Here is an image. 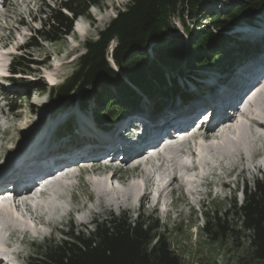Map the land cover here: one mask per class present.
<instances>
[{"label": "rangeland", "instance_id": "1", "mask_svg": "<svg viewBox=\"0 0 264 264\" xmlns=\"http://www.w3.org/2000/svg\"><path fill=\"white\" fill-rule=\"evenodd\" d=\"M33 1L6 0V5L2 9L0 6V69L3 71L2 74L9 72L7 84L0 82V91L2 90L4 94H9V98L0 104V167L5 166V169L12 167L9 161L16 163L15 158L34 146L37 149H48L47 152L50 153L54 145H61L63 148L69 144V146H72L71 143L76 142L91 145L95 140H111L116 135L112 131L116 124L112 122L115 120V113L108 117V112L107 116H104L106 110L103 111L108 106L107 97L109 95L107 94L110 91L113 94L119 93L114 87L106 88L94 85L79 93L71 91L69 96L59 101L57 99L62 96L60 87L77 69L79 59L86 54L87 41L98 39L100 32L105 30L120 12L129 8L132 0H100V3L91 5L86 14L77 18L75 32L64 35L56 42L39 38V46L26 47L19 50L17 47L29 42L30 36L34 35L35 30L43 25L45 15L42 12H37V8L48 12L49 8L47 6L57 7L61 0ZM225 3L233 4L239 3V1L200 0L198 10L192 15L187 10L183 13L179 10V12L170 17L172 29L167 31V36L160 42L151 41L149 43L147 54L150 60L155 59L157 56L156 49L168 40L178 38L183 43V47L186 50V56L182 59L183 63L174 70L169 69V67L164 68L165 76L167 80L169 79V85H172L170 79L175 77L182 90L186 92L195 89V92L199 94L202 93L203 88L200 89L198 87V82L200 83L206 78L214 77L217 73H223V70H219V66L229 61L227 57L224 58L225 54L221 56L223 62L219 66L209 67L204 65L193 71L190 70L187 62L192 59L188 48L192 42V35L196 34L197 29L204 26L208 27L210 21L206 16L222 10ZM33 7L34 9H32ZM29 10L32 12V17H37L34 23L30 21L28 16ZM250 13L235 19L233 25L221 30L223 31L221 33L228 35L229 39L224 43L218 42L217 50L227 49L231 54L238 52L244 54L245 50L243 51L239 44L245 47L248 42H258L257 40L255 41L256 37L254 35L259 34V32L262 35L264 32V28H262L264 19L258 21L262 22L260 26L248 23L250 19L254 23V19L257 17L262 16L264 18V12L256 14L255 11H250ZM11 27H13V30ZM257 39L263 42L264 45L262 37ZM117 44L118 41L116 39L112 40L106 52V58L113 67H117L116 64L114 65L112 56L113 49ZM20 54L22 57L20 62L25 63L24 66H29L30 69H25L26 71H24L18 64L14 68L9 64L15 56H20ZM233 63H238V61ZM224 68L225 72L232 70V67L230 68L228 65H225ZM120 72L124 78V72L122 70ZM215 77L216 80L219 79L218 76ZM191 84H194L195 88L192 89ZM224 84L228 85L227 83ZM128 85H131V88L135 90L134 84L129 83ZM37 87H43V90ZM208 88H211V85ZM96 91L99 92V95L95 94ZM88 92L86 108H82V97ZM136 92L143 96L142 105H145L147 109L158 98V95L154 98L152 97L153 99L149 96H144L143 92L137 89ZM179 94L176 93V95ZM164 96V94L161 95V99H167L164 106L168 107L167 105L171 100L173 101L174 96ZM181 103L179 100L177 105L180 104L181 106ZM8 104H11V107H14L15 110L12 111L10 109L8 113ZM163 109L164 107L161 111ZM165 112L163 111V113ZM98 113L100 114L97 116ZM150 115L159 116L158 118H160L162 113L153 114L150 112ZM154 121L156 122L157 119L152 122ZM104 126L110 128L107 133H104L105 136L102 134L105 131V128L103 129ZM249 126L250 128H255L251 123H249ZM260 128V135L258 133V136L252 135L254 139H250L251 145L248 143L247 150L237 148L231 156L211 150L208 153L211 161H206V164H201L202 166L197 162V169L183 171L184 182L187 184V191L191 194L193 202L198 200L197 197L201 195L205 185L207 187L208 182L212 183L214 193L218 195L211 202L207 210L208 213L206 216L204 214L203 219L201 215L189 211V205L191 204H188V200L184 196H179L182 194L181 191L177 195L179 198L175 199L176 196H174V203H170V197L173 194H170L168 187H166L167 189L162 188L164 185L160 184L161 190L165 189L164 193L156 197V200L154 199V202H158L161 199L159 206L146 200L144 206L139 209V204L137 205L136 202H138L141 194L132 199L130 196L121 194V189L116 188L108 198L105 194L104 196L102 193L98 194L99 191L97 192L95 189L97 184L94 185L92 183V181L97 183L103 178L100 171L79 172L72 177L71 181L74 183L72 182V185L65 188V194L57 199L58 202H56L54 208L44 206L43 203H36L37 217L28 215L27 220L30 219L28 220L29 227L34 230L32 233L42 234L43 236L34 244H31L30 240H26L27 237L21 241V237H25V235L21 236L17 229L8 235L7 241L5 240L6 242L3 243L2 247L6 251L1 247V255L9 262L7 264H28V256L38 250L40 245L46 240L54 236L57 239L63 237L62 231H54L56 219L59 217L58 207H61V210L66 212L78 209L77 213L79 214H77L75 222L66 224L67 216H61L65 223L64 230L67 231L72 226L76 230H84L85 232L91 231L85 224L91 220L88 212L92 213L93 208H96L101 211V217L125 213L135 219L139 213H142L145 216H152L154 220L158 219L161 226L158 232H162L167 236L172 250L181 257L184 264H264V251H258L253 246L248 233L238 231L241 228L240 222L236 223V219L231 216L227 217L225 214L226 211L233 207L235 199L238 204H241L244 200V185H247L250 189L255 179H264V171L259 169L260 165L256 167L258 165L257 159L264 152V129L263 127ZM3 129H6L5 132H3ZM196 148L198 147L196 146ZM33 153L40 154L37 151ZM194 160L195 156L191 155L190 158L185 156L183 161L185 163H194ZM185 166L186 164H184V168H186ZM241 167H246V169L241 176L237 177V172L241 171ZM233 168H238V170L233 171ZM229 171H231L233 176H227ZM124 173L126 175L124 171L119 172V174ZM131 174H134V172L132 171ZM114 181L116 183V180H113V185ZM146 181V178L133 181L135 182L137 193H139L140 187L147 191L146 186L148 183ZM122 185L124 190L129 189V184L127 186L123 182ZM172 186H180V181L174 180ZM174 195L176 194L174 193ZM23 199L25 198L20 199V201ZM132 207L134 209H131ZM21 209L19 213L24 214L25 210ZM216 216L222 217L223 220L227 219L228 223L232 224L231 227L235 228V231L214 239L211 233L205 230L204 226L211 218L213 222ZM30 223L32 224L30 225ZM52 229L54 233H51ZM7 243L15 244L16 247L7 249V246H5ZM13 250H17V252H13Z\"/></svg>", "mask_w": 264, "mask_h": 264}, {"label": "trees", "instance_id": "2", "mask_svg": "<svg viewBox=\"0 0 264 264\" xmlns=\"http://www.w3.org/2000/svg\"><path fill=\"white\" fill-rule=\"evenodd\" d=\"M238 1L225 3L222 10L207 15L210 25L197 29L196 34L192 35L188 47L192 59L187 62L190 70L195 71L204 65L213 67L222 64L223 54L224 58H230L229 50L216 48L218 42L224 43L229 39L221 30L233 25L235 19L250 11L258 12L264 5V0ZM98 3L100 0H61L57 7L47 6L49 11L43 12L45 18L42 28L35 31L36 36L28 47L39 46V38L56 42L64 35L75 32L74 18L86 14L91 5ZM199 4L200 0H132L129 8L120 12L100 32L98 39L87 41V52L79 59L77 69L60 87L62 96L57 101L69 96L71 91L79 93L94 85L114 87L119 93L110 91L107 94L108 107L103 110H106L104 116L108 112L109 117L128 105H139L140 95L128 85L129 81L149 97L158 95L154 107L160 108L167 101L161 99V95L170 97L179 90L175 77L171 78L172 85H169L164 68L174 70L179 67L186 50L178 38L171 39L160 45L156 49L157 56L150 60L147 48L151 41L160 42L167 36V31L172 29V15L179 10L182 13L187 10L192 15L198 10ZM114 39L118 44L112 56L118 70L106 58L108 46ZM235 56L239 55L236 53ZM21 58L19 56L14 60L13 68L18 64L24 71L30 69L20 62ZM120 70L124 72V78ZM37 88L43 90V87ZM95 94L99 95V92ZM88 95L89 92L82 97L83 107L87 105ZM232 206L226 211V216L236 219V223L240 222L238 231L248 233L253 246L258 251H264V179H255L250 189L246 186L242 203L238 204L235 199ZM211 219L204 228L214 239L235 231L227 219L223 220L220 216L214 217L213 222ZM160 227L158 219L154 220L152 216L142 213L135 219L125 213L111 214L96 219L91 231L76 230L71 226L63 232L62 238L46 240L30 257L29 264H184L172 250L167 236L158 232Z\"/></svg>", "mask_w": 264, "mask_h": 264}, {"label": "bare ground", "instance_id": "3", "mask_svg": "<svg viewBox=\"0 0 264 264\" xmlns=\"http://www.w3.org/2000/svg\"><path fill=\"white\" fill-rule=\"evenodd\" d=\"M254 36L256 38L262 37V35H260V32H259V34H256ZM252 43H254V42H252ZM260 43H261V45H263V42H260ZM2 73H3V71L0 69V74L3 75ZM4 73H5V71H4ZM214 82L218 83V86L215 87V90L212 93L219 92V88H217V87H219V85L221 84L219 79H217V80L215 79ZM226 83L228 85H226L225 86L226 88L222 90V91H225V93L232 90L230 84L228 82H226ZM208 89H210V88H208ZM208 95L211 96V94H208ZM260 100H261V102H260ZM182 105H183V103H181V106H180V104L176 105L173 109H182ZM169 109H171V108H169ZM145 117L150 119V120H148V122L150 124L151 123L155 124L156 122L155 121L152 122V121L157 119L159 116H154V115L150 116V114L147 113V115H145ZM231 122H233V124H230ZM249 123L253 124L255 128H252V127L250 128ZM223 124H224L223 125L224 127L221 130H219V133H217V130H216L217 127H216L213 130L206 132L201 136L198 135L197 138L196 137L194 138V145L198 147V148H196V152H194V153H196V156L198 158V164L200 166H202L201 164L206 163V161H211V159H209V157H208V155H209L208 153L211 150H216L218 152L223 153L224 155H227V156L230 155L231 156L233 153H235L237 148H241L243 150L248 149V146H249L248 143L250 144V139L253 138L252 135L254 134L255 136H258L259 130H261L260 127H263V129H264V87L260 90L255 91L253 93V95H251V96H249V98H247V104H246L243 112H240L239 116L236 117V119L226 121ZM228 124H230V125L226 126ZM230 133H232V136L230 135ZM255 133L256 134L258 133V134L256 135ZM220 136H221V139H220ZM209 137H213L214 141H210V142L206 141ZM184 144H185V142H184ZM168 149L173 154L176 152H177L176 154L179 153L178 152L179 150H177V148H174L173 145H168ZM199 149H201V150H199ZM180 151H183V150H180ZM34 155H35V153H34ZM155 155H158V153H156ZM81 161H89V160H81ZM142 162H143V166L145 169H150V166L147 165L148 162H146V163H145V161H142ZM164 162L165 161L163 160V162L162 163L160 162L159 165H161V167H162L165 164ZM95 164H99V163H95ZM196 166L198 168V165H196ZM260 169H262V166L260 167ZM97 170H98V172L100 171V173L103 175V178L97 183L94 181H92V183L94 185L97 184L95 186L97 188H95V189L97 192L99 191L98 194L102 193L103 196L105 194L109 198V196H111V192L116 190L115 181H114V185H113L112 181L117 180L118 176L116 173L108 174L109 172L107 169H106V171L102 170V169H97ZM22 174H25V173L21 172V175ZM142 178H145V177H142ZM146 178L150 180L149 174L146 175ZM71 179H73V178H71ZM71 179L70 180H67V179L56 180L52 184L53 187H56L55 189H51L50 193L47 195L40 193L39 196H36V199L34 201L28 197L29 193H31V191H32L31 188L28 189V191H26L25 193H23V196H24L23 198H25V199L20 201L18 204L13 203V201L10 202V201H6L4 199H1L0 200V249L4 245L3 243L7 241V240L5 241L4 236H3L4 229H8V227H10V226H14L16 228H24V229H27L31 232H34V230H32L29 227L28 220H30V219L27 220L28 216L26 217L24 214L19 213L21 208L26 211V209H27L26 206L28 205L27 204L28 198L30 199V202L31 201L34 202V206L36 205V203L37 204L43 203L44 206L54 208V206H56L55 205L56 201H57L56 198H60V196H63L65 194L64 192H66L65 188L72 185L73 181H71ZM61 182H63V183H61ZM134 183L135 182L129 183V189L128 190H124L123 186H122L120 193L127 195V196H130L132 199L139 196V194L144 192L143 191L144 189L142 187H140V189L138 190L139 193H137V189L135 187L136 185ZM126 185L128 186V184H126ZM167 185L168 184H166V186ZM165 189H167V188H165ZM165 189H163V190L160 189L158 192H156L153 199L156 200V197L161 196L164 193ZM147 194H148V191L145 192L144 197H146ZM105 205H106V203H105ZM31 224L32 223H30V225ZM14 247H16V246H14ZM15 251H17V250H15ZM1 254L2 253L0 250V256H2ZM3 263H4L3 258H0V264H3Z\"/></svg>", "mask_w": 264, "mask_h": 264}]
</instances>
